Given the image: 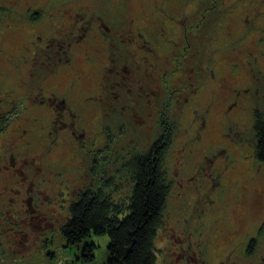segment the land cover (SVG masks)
<instances>
[{"label":"rangeland","instance_id":"rangeland-1","mask_svg":"<svg viewBox=\"0 0 264 264\" xmlns=\"http://www.w3.org/2000/svg\"><path fill=\"white\" fill-rule=\"evenodd\" d=\"M171 1L28 0V6L21 8L16 5L10 8L1 6L2 16L9 15L4 25L12 21L25 23V56L18 58L22 60V66L0 65V81H5L4 85L0 84V98L6 99L4 91L10 90L17 101L16 105L20 106L25 95V129H32L33 118L38 116L32 114L36 110L34 105L38 104L42 96L65 90L68 103L71 104L68 95L77 82L85 79L87 84H91L88 102L97 111L101 90L100 74L109 62L108 43L104 36L106 28L101 25V20L108 26L116 27L132 20L133 28L140 27L142 37L153 48L159 47L155 56L160 61L172 46L171 42L180 38L178 25H195L206 10L207 18L200 24L201 29L191 30L190 33L196 35V40H204L205 49L211 56L209 64L213 75L183 104L181 115L173 110L164 112L166 117L174 116L176 122L163 164L166 182L170 184L163 218L179 217L181 210L190 206H196L195 217H199L207 208L215 205L220 209L219 217L229 225L239 224L244 219L247 225L243 228L242 240L246 241L255 232L259 219L264 216V163L256 155L253 137L255 112L264 113V0H189V6L182 8L180 3H176L173 12H170ZM10 13L16 14L14 20L9 19ZM18 13L25 14V18H18ZM80 14L87 20L92 18V24L84 42H76L71 48L70 65L74 64L73 68L81 69L84 75L74 85L66 82L65 86L59 87L52 82L44 83L48 84L49 89L44 85L39 89L37 81L47 74V70L44 74L35 72L34 76L31 75V59L38 49L45 47L49 38L62 37L61 34L66 32L65 27L68 28L71 20ZM211 37L213 39L208 41ZM11 41L7 48L15 49L16 45ZM142 55L147 56V52H142ZM163 64L157 63L156 71L150 69L146 77L150 82L146 91L152 94L150 97L153 99L151 107L139 108L135 117L126 105L121 114L109 116L112 122L118 120L115 122L116 129L110 126L109 129L115 133L114 144L127 157V162H130L135 152L143 154L147 151L150 141L143 139H148L155 132L160 121L161 111L155 105L154 98L160 93L158 75L163 76L161 73L169 69ZM62 66L60 76L69 72L65 70L67 65ZM194 80L191 77L189 82ZM143 102H146V97H143ZM18 118L15 116L12 131L20 122ZM98 124L99 118H96L93 135L96 143L100 144L103 133L95 128ZM47 130L44 137H41L43 139L38 136L29 137L30 132L25 133V140H38L26 144L29 158L41 154L43 147L48 146L51 137ZM9 137L15 136L12 133ZM57 156L55 160H59ZM51 169L56 173L60 170ZM44 171L47 173L46 181L56 175H49L47 169ZM132 173H127L124 187L119 192L120 199L127 200L132 192L135 182ZM59 174L58 180L66 177L63 173ZM44 186L51 188L52 195L61 188L56 179ZM253 205L254 208L259 205L260 214L255 213ZM69 215L70 211L66 207L58 210V217L63 218L61 222ZM50 234L64 239L58 227L50 231ZM109 239L107 233L91 232L78 246L69 248L52 245L49 250L54 257L50 259L47 256L41 264H107ZM88 243L95 246L93 259L76 260L82 256L83 247Z\"/></svg>","mask_w":264,"mask_h":264},{"label":"flooded vegetation","instance_id":"flooded-vegetation-1","mask_svg":"<svg viewBox=\"0 0 264 264\" xmlns=\"http://www.w3.org/2000/svg\"><path fill=\"white\" fill-rule=\"evenodd\" d=\"M27 3L28 0H0V7L10 8L16 5L21 8L28 6ZM22 12L25 13V10ZM8 16H2L0 10V65L20 66L22 60L18 58L25 56V23L12 21L4 25ZM17 16L25 18V14L18 13ZM77 16L61 35H78L80 25ZM15 17L16 14L12 13L9 19L14 20ZM87 32H83L76 42L83 43ZM104 36L107 38L105 34ZM52 38L47 40L45 47L51 44ZM10 40L16 45L15 49L7 48ZM76 42L71 44L70 52ZM107 43L109 51L108 38ZM157 50L159 47L151 46L150 52L156 55ZM35 54L31 59L32 65L35 63ZM64 65H67L65 70L69 72L60 76L59 70L63 67L60 65L55 72L39 79L41 85L38 88L41 89L44 83L52 82L59 87L65 86L66 82L74 85L84 75L81 69L73 68L74 64L70 65L69 62ZM108 66L109 62L103 73ZM103 73L100 74L99 97L104 91ZM54 76L57 77L53 79ZM0 84L4 85L5 81H0ZM48 84L44 85L45 88H48ZM89 85L90 82L87 84L85 79L77 82L68 95L71 104L68 103L65 90L42 96L38 104L34 105L36 110L32 114L38 116L33 118L32 129H25V95L20 106L16 105L17 101L10 90L4 91L6 99L0 98V136L4 135L0 138V264H41L47 256L50 259L54 257L49 250L52 245L69 248L78 246L86 237L78 242H69L64 230L72 219L73 208L85 196L93 199L100 195L102 200L110 199L114 204H130L136 181L127 200L120 199L119 192L124 187L127 173H135L137 157L150 151L152 142L145 153L135 152L130 162H127V157L114 144L115 133L109 129V126L115 125L108 122V115L106 117L103 114L99 101L97 111L88 102L91 90ZM108 112L109 109L105 111ZM15 116L19 117L20 122L12 131ZM96 118H99V124L95 128L103 133L100 144L96 143L93 135ZM47 128L51 137L48 146L43 147L41 154L29 158L26 144L38 141L29 137H44ZM26 132H30L27 140ZM12 133L15 137H9ZM159 137L163 139V131ZM60 152L62 154L57 156ZM55 156L59 160H55ZM52 167L60 170L56 173ZM45 169L51 176L56 173L49 181H46ZM59 173L66 177L58 180ZM54 179L61 188L52 195L51 188L44 185ZM168 188L170 191V184ZM64 207L70 211V215L61 222L63 218L58 217V210ZM253 209L257 215L261 213L259 205L255 208L253 205ZM196 210V206H190L182 209L179 217L167 220L163 218L158 230L160 234L157 232L153 245L155 264H264V216L257 222L252 236L243 241L242 231L247 225L244 219L239 224L229 225L219 217L218 206L207 208L199 217H195ZM56 227L60 229L64 239L50 234ZM94 248V244H85L82 256L76 260L91 261Z\"/></svg>","mask_w":264,"mask_h":264},{"label":"trees","instance_id":"trees-1","mask_svg":"<svg viewBox=\"0 0 264 264\" xmlns=\"http://www.w3.org/2000/svg\"><path fill=\"white\" fill-rule=\"evenodd\" d=\"M189 4V0H182L180 3L182 8ZM204 18H207L206 10L195 25L186 23L178 25L175 22L180 28V38L173 41L172 49H169L170 52L166 51L160 61L150 52L151 45L139 33L140 27L133 28L132 20L125 21L117 27L108 26L101 20V25L106 28L110 48L109 66L103 73L104 91L99 97V102L103 114L106 117L108 115L110 123L115 125V122H118L110 121V114H121L126 105L135 117L139 108L151 107L152 94L146 91L150 87V82L146 79L149 76L148 72L150 69L156 71L157 63L159 65L164 63L163 65L169 68L167 72L161 73L163 76L157 77L160 93L154 99L155 105L161 111L160 121L157 127L155 126V132L149 136L150 140L147 137L143 139L152 142V146L146 154L137 157L138 162L133 173L136 186L130 204L128 206L123 203L114 204L110 199L102 200L100 195L93 199L85 196L73 208L72 219L64 230L69 242H78L91 232L107 233L110 238L108 264H155L153 245L163 221L169 194L163 164L176 122L174 116L166 117L164 112L173 110L174 113L181 115L183 104L191 99L209 76L213 75L209 64L211 56L205 49L204 40H196V35L190 33L191 30L201 29L200 24ZM77 19L80 25L77 36L66 33L62 37L52 38L49 46L36 51L31 75L34 76L35 72L44 74L43 72L47 70L45 72L47 74L40 77L44 78L55 72L60 65L70 62L71 44L79 40L92 24V18L87 20L82 14L78 15ZM212 39L213 37L208 41ZM142 52H147V56L142 55ZM191 77L195 78L194 82H189ZM38 81L37 85L40 86L41 83ZM143 97H146V102H143ZM108 109L109 112L105 113ZM111 128L115 130L116 125ZM162 130L163 139L159 137ZM253 137L256 155L264 163V113L258 111L255 112Z\"/></svg>","mask_w":264,"mask_h":264},{"label":"crops","instance_id":"crops-1","mask_svg":"<svg viewBox=\"0 0 264 264\" xmlns=\"http://www.w3.org/2000/svg\"><path fill=\"white\" fill-rule=\"evenodd\" d=\"M161 1L163 2V0H161ZM181 1H182V0H173V1H171V2H170V4H171V8L168 7V8L170 9V12H173L176 3H181ZM179 5H180V4H179ZM180 6H181V5H180ZM179 12H180V11H179ZM181 13H182V12H181ZM182 14H183V13H182ZM171 43H172V42H171ZM169 49H170V48H169ZM167 50H168V49H167Z\"/></svg>","mask_w":264,"mask_h":264}]
</instances>
